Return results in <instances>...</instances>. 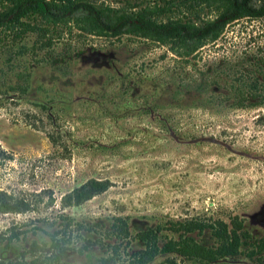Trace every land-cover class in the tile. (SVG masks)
Returning <instances> with one entry per match:
<instances>
[{
  "label": "rangeland",
  "instance_id": "1",
  "mask_svg": "<svg viewBox=\"0 0 264 264\" xmlns=\"http://www.w3.org/2000/svg\"><path fill=\"white\" fill-rule=\"evenodd\" d=\"M74 32L48 33L50 39L29 32L0 50V189L30 203L25 211L0 212V231L25 229L19 240L0 244V258L13 259L32 240L48 241L62 215L97 230L127 216L131 232L236 215L264 240V103L193 106L185 99L200 69L264 60V18L230 24L182 67L164 45L146 39ZM23 72L29 75L21 89ZM91 178L107 187L65 204L63 196ZM79 233L100 234L72 230L61 259L95 262L104 249L80 252ZM121 246L129 252L140 243L130 238ZM160 262L168 264L163 256L149 264ZM210 264L256 263L239 255Z\"/></svg>",
  "mask_w": 264,
  "mask_h": 264
},
{
  "label": "trees",
  "instance_id": "2",
  "mask_svg": "<svg viewBox=\"0 0 264 264\" xmlns=\"http://www.w3.org/2000/svg\"><path fill=\"white\" fill-rule=\"evenodd\" d=\"M257 18H264V0H0V50L4 45L10 47L29 32L36 38L47 35L48 39V33L58 36L60 32L71 33L72 30L79 35L105 38L126 34L164 45L182 67L199 57L203 46L221 39L230 24ZM262 61L257 58L247 65L241 60L231 64L223 60L216 62L218 66L200 69L199 78L191 88L193 93L185 99L193 106L261 105L264 103ZM213 71L218 73L213 76ZM28 75L23 72L20 76L24 83L21 89ZM219 75L222 79H215ZM212 84L218 89L217 93L211 88ZM106 187L105 179H88L67 192L64 202L78 204ZM29 208L26 198L0 189V212ZM61 218L59 228L46 232L48 241L32 240L13 259L0 258V264H71L61 259L59 250L68 247L65 242L74 229L76 232L81 229L100 232L91 238L79 233L80 252L91 246L102 247L105 251L88 264H149L159 256L168 264H177L173 258H166L167 254L178 257L183 264H210L220 258L239 255L256 264H264V240L253 236L242 218L236 215L230 216L228 221L194 216L180 218L166 224L146 225L133 232L127 216H114L107 227L99 226L98 230L96 223L76 221L64 215ZM24 232L25 229L10 226L0 231V244L5 247L19 240ZM206 233L208 240L204 238ZM130 238L140 246L126 252L121 244ZM26 254L30 255L28 260L24 258Z\"/></svg>",
  "mask_w": 264,
  "mask_h": 264
}]
</instances>
